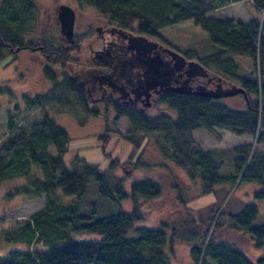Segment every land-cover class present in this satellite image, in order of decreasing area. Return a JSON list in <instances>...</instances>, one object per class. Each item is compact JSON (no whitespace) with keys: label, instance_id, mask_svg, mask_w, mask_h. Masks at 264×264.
<instances>
[{"label":"trees","instance_id":"16d2710c","mask_svg":"<svg viewBox=\"0 0 264 264\" xmlns=\"http://www.w3.org/2000/svg\"><path fill=\"white\" fill-rule=\"evenodd\" d=\"M72 1L78 7L93 10L120 30L157 37L163 44L166 43L159 31L181 22L190 21L206 33L217 49L201 57L196 53L191 57L208 72L239 84L245 94H238L244 99L242 109L196 95H171L161 100L175 112V117L169 114L150 117L122 107H110L117 117L128 119L133 132L157 134L159 143L156 142L163 157L184 168L190 180L201 183L199 196L213 193L216 185L228 182L229 190L240 184L255 185L253 200H264V0ZM240 1H248L260 16L245 22L209 16ZM37 19L32 0H0V61L8 55L13 58L20 51L39 52L46 62L43 75L56 87L50 66L63 69L73 66L76 60L81 61L79 47L83 36H74L72 44L56 37V43L44 38L25 41L24 36ZM237 57L249 61L251 72L247 75L239 74ZM64 77L76 93L77 101L86 104L83 92ZM42 99L37 94L24 96L17 113H7L5 138L0 142V185L23 178L24 184L8 195L18 193L27 199L43 195L44 204L23 221L0 222V264H170L167 248L171 252L174 231L168 233L164 223L158 227L134 228L142 219L145 203L161 197L160 183L133 177L128 190L125 187L130 173L159 166L145 162L138 142L124 137L133 145V154L139 150L135 161L132 154L123 163L112 159L109 171H105L76 159L67 168L64 164L67 132L48 115L44 114L40 120L33 115V109H42ZM21 115L26 122L17 124ZM215 129L246 137L245 142L225 151L226 168L216 157L218 152L209 154L192 138L196 130ZM99 139L106 141L102 136ZM189 200H182L188 214L194 213L187 208ZM125 201L131 204L130 212L123 209ZM220 217L217 213L211 215L201 242L202 235L195 233L196 226L190 228L185 243L190 245L191 264H264V255L250 260L238 247L215 241L213 232L220 226ZM257 217L256 206L245 203L240 211L229 215L226 225L247 235L257 246L264 244V221L255 224ZM130 232L136 236L129 238ZM84 235L90 237L83 239Z\"/></svg>","mask_w":264,"mask_h":264},{"label":"rangeland","instance_id":"374dc122","mask_svg":"<svg viewBox=\"0 0 264 264\" xmlns=\"http://www.w3.org/2000/svg\"><path fill=\"white\" fill-rule=\"evenodd\" d=\"M32 1L36 6L38 19L31 31L24 36V40L36 42L44 38L54 43L57 42L55 37L61 40L58 37L59 25L55 12L58 6L67 5L74 10L75 14L74 36H83L80 57H86L87 45L94 39V30L106 23L105 19L87 7H78L72 0ZM209 16L227 17L245 22L254 16L259 17L260 13L254 11L248 1H240L218 9ZM159 35L162 40L179 52L185 53L188 58L195 53L201 57L205 53H212L217 49L209 42L206 33L190 21L166 27L159 31ZM236 62L240 67V75L244 76L251 72L250 63L246 58L237 57ZM45 63L39 52L29 51H20L13 58L8 55L0 61V142L5 138L7 113L16 114L18 104L24 96L41 95L43 98L42 109H33V115L39 116L40 120L46 114L67 132L69 141L64 156V164L67 168H70L76 159L95 164L100 170L105 171H109L108 167L112 159L123 163L132 154L134 156L132 160L135 161L139 150L133 154V145L125 138L135 139L138 142L141 148V158L145 162L159 166L150 171L142 169L130 173L125 179V187L128 190L129 180L133 177L155 179L160 183L161 197L153 202L145 203V206L142 207V219L134 225V228L158 227L164 223L168 233L173 230L175 235L170 246L171 252L167 248L170 264H191L190 245L185 243L188 232L192 231L190 228L196 226L195 233L202 235L201 242L204 231L209 226L211 215L215 213L221 214L220 220H222V222L219 220L220 226H217L215 231L213 230L215 241L238 247L250 260L264 255L263 243L256 246L254 240L252 241L247 235L233 231L226 225L229 215L240 211L245 203H253L257 208L258 217L255 224L264 221V200L254 201L252 198V192L257 189L255 185L240 184L235 189L229 190L230 185L228 182H224L221 185H216L213 193L199 196L198 193L202 191L201 183L190 180L191 178L184 168L176 166L163 157L158 146L157 134L133 132L128 119L124 116L117 117L116 112L110 106L92 104L89 99H85L86 104L77 101L76 93L64 81V76L66 79L69 76V65L66 73H64L66 67L62 69L50 66V70L55 75L56 87H54L43 75L42 69L46 66ZM68 79L71 84L75 85L70 78ZM224 80L230 85H239L231 79ZM219 100L234 109L244 107V99L240 95ZM144 112L150 117L160 114H169L175 117V112L164 103L145 108ZM22 122L26 121L21 115L16 123L24 124ZM101 136L106 141H101L99 139ZM192 138L199 147L207 150L209 154L213 153L212 151L218 152L219 155L216 157L222 160L224 168L228 164V154L225 151L246 141V137H237L226 130L217 129L211 132L196 130L192 132ZM117 174L122 175L121 171H118ZM117 174L115 175L118 176ZM91 183L93 184L92 181ZM23 184V178H16L0 185V222L3 224L23 221L44 204L43 195L36 199H27L18 193L8 195ZM233 189L234 191L230 195ZM183 199H190L187 208L193 210L194 213L188 214L182 202ZM122 206L124 210L130 212L129 201H125ZM135 236L134 232L128 234L129 238ZM89 237L84 235L82 238L88 239ZM93 237L98 238L97 236ZM12 247L13 245H10V248Z\"/></svg>","mask_w":264,"mask_h":264},{"label":"flooded vegetation","instance_id":"af4514ba","mask_svg":"<svg viewBox=\"0 0 264 264\" xmlns=\"http://www.w3.org/2000/svg\"><path fill=\"white\" fill-rule=\"evenodd\" d=\"M94 31V39L87 45L86 57H81V61L76 60L73 63L75 68L68 67V78L75 83L76 88L83 92L85 98L89 99L92 104L118 106L145 114V108L161 103L163 98L171 95H183L175 90L180 86L178 84L188 76H190L188 85L196 92L197 89L200 92L202 86H205L207 93L215 92L220 87L229 86L225 80L217 79V76L210 72L207 77L195 75L198 71L192 64L197 61L187 58L185 53L179 52L167 42H165L167 45L163 44L160 38L148 37L130 30H120L107 22L95 28ZM138 37H143L147 42L155 43L157 46L147 49L143 44V48L134 45L133 40ZM60 38L65 42L61 35ZM129 44L133 45V50L126 48ZM81 48L80 44V53ZM137 53L139 55L143 53L144 55L141 56L144 59L156 60L155 69L162 76L167 72L171 73L174 66L180 67V73L169 75L170 84L168 81L163 82L164 84H154V81L146 78L149 77V74L147 76V70L143 67L144 62L135 56ZM175 54L182 58H177ZM66 69L67 67L64 73H66ZM74 72L77 74H73ZM178 90L182 91V86ZM218 92L220 91L218 90Z\"/></svg>","mask_w":264,"mask_h":264},{"label":"water","instance_id":"95a60500","mask_svg":"<svg viewBox=\"0 0 264 264\" xmlns=\"http://www.w3.org/2000/svg\"><path fill=\"white\" fill-rule=\"evenodd\" d=\"M56 19L59 25V34L61 35L62 39L65 41V43L67 44H72L73 40H74V33H73V25H74V18H75V14H74V10L67 6V5H60L58 6V8L56 9ZM134 45H138L140 47L143 48L146 47L147 49H151V48H155L157 46V44L155 43H149L147 42L143 37H138L135 40H133ZM143 44V46H142ZM127 49L133 50V45L129 44L126 46ZM142 51V50H140ZM141 55H144L143 53H141ZM141 55H139L138 53L135 55L137 58H140V60L143 63V67L145 68L146 74L149 77H146L147 79H151L152 81H154V84H164L166 81H168V83L170 84V80H168V77L170 79V76H172L174 73H180L179 71L181 70L179 66H174L171 70V73H165L163 74V76L161 74H159L156 71V60L154 61H150L148 60V58L144 59ZM177 56V58H182L180 56H178L177 54H175ZM159 62V60H158ZM195 64H192L194 66H196L197 68V73L195 75H199L202 77H207L208 75V71L201 66L199 63L194 62ZM153 64V65H152ZM158 68V67H157ZM151 73V75H150ZM213 74V73H211ZM170 75V76H169ZM180 75V74H179ZM215 75V74H213ZM217 76V75H215ZM190 76H188L183 82H181L180 84H178V86H182V91H179L178 89L179 87H176L177 89L175 90L176 92H181L183 95H196L202 98H207V99H213V100H218L221 98H225V97H232L238 94H242L243 96H245L244 91L242 90V88L240 86H237L235 84H228L229 86L226 88H222L220 87V89H218L220 92L215 91V92H211V93H207L205 92V86L200 87V92L197 89L196 91L192 90V87L188 85V81H189ZM217 79L220 80V77L217 76ZM223 80V79H222ZM144 82H146V80H144ZM164 82V83H163Z\"/></svg>","mask_w":264,"mask_h":264}]
</instances>
